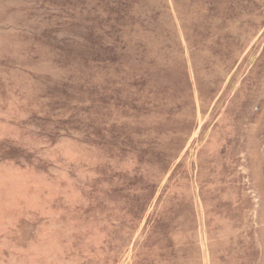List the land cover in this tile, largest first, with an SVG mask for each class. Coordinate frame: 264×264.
<instances>
[{"label":"rangeland","instance_id":"obj_1","mask_svg":"<svg viewBox=\"0 0 264 264\" xmlns=\"http://www.w3.org/2000/svg\"><path fill=\"white\" fill-rule=\"evenodd\" d=\"M0 264H264V0H0Z\"/></svg>","mask_w":264,"mask_h":264}]
</instances>
